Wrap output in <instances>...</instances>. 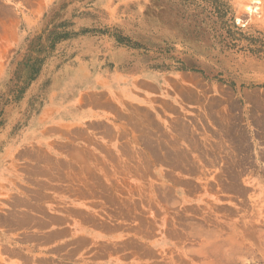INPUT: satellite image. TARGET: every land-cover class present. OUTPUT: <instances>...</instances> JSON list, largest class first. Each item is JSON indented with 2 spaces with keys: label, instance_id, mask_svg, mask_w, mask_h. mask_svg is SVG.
Returning <instances> with one entry per match:
<instances>
[{
  "label": "rangeland",
  "instance_id": "obj_1",
  "mask_svg": "<svg viewBox=\"0 0 264 264\" xmlns=\"http://www.w3.org/2000/svg\"><path fill=\"white\" fill-rule=\"evenodd\" d=\"M165 76L173 81L174 96L162 92L136 109L138 120L129 118L131 135L138 133L132 130L135 123L159 151L165 150L160 125L167 117L174 120L175 154L185 130L198 140L201 83L207 92L214 89L220 103L239 105L248 99L255 111L264 109V0H0V213L12 200L15 170L23 165L15 155L31 151L37 135L68 131L52 126L71 110L61 103L66 93L78 97L86 91H110L122 103L129 101L123 96L135 82L159 77L164 84ZM179 94L187 99L183 104ZM172 100L185 110L175 105V113H167L165 105ZM155 162L156 174H143L142 192L135 194L141 197L147 224L142 234L149 220L156 222L158 236L178 223L190 234L188 245L179 249L185 255L166 251L159 258H178L175 264H264L258 247L231 253L225 229L221 238L203 239L209 253L201 255V204L182 201L181 193L164 184L170 167L177 169L187 159ZM145 183L152 184L151 191ZM250 196L248 209L239 214L264 217V195ZM225 198L217 204L229 207ZM208 208L211 215L228 216L227 211Z\"/></svg>",
  "mask_w": 264,
  "mask_h": 264
},
{
  "label": "crops",
  "instance_id": "obj_2",
  "mask_svg": "<svg viewBox=\"0 0 264 264\" xmlns=\"http://www.w3.org/2000/svg\"><path fill=\"white\" fill-rule=\"evenodd\" d=\"M163 80L164 84L159 77L135 82L123 96L129 101L122 103L118 101L122 97L110 91L65 94L61 103L71 110L52 126L68 131L37 135L31 151L15 155L23 165L15 170L12 200L0 213V264L179 263L178 258L159 256L166 251L185 255L186 250L179 249L188 245L187 228L171 224L158 236L156 222L149 220L142 234L147 224L141 197L135 195L142 192V175L156 174L155 160L174 157L187 162L177 169L170 167L164 184L181 193L182 201L201 204V255L209 253L203 239L221 238L223 229L231 253L239 247H258L264 253V217L239 214L248 209L250 194L264 195V109L255 111L248 99L239 105L220 103L214 89L207 92L201 83L198 140L185 130L181 150L175 154L174 120L167 117L160 125L166 134L165 150L159 151L151 148L154 142L142 137L135 123L132 130L138 133L131 135L129 118L138 120L136 109L162 92L173 95V81L167 76ZM178 96L182 104L187 101ZM175 105L185 110L172 100L165 105L166 112L175 113ZM45 145L54 151H46ZM26 163L29 170L24 169ZM112 175L119 178L113 180ZM145 186L152 190V184ZM125 189L129 195L122 194ZM153 189L157 192L158 187ZM27 190L37 193L25 196L22 192ZM226 196L230 206L218 205ZM209 206L227 211L228 216L209 214Z\"/></svg>",
  "mask_w": 264,
  "mask_h": 264
}]
</instances>
